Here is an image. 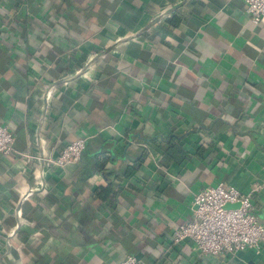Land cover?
I'll use <instances>...</instances> for the list:
<instances>
[{
    "label": "crops",
    "instance_id": "0c3cea01",
    "mask_svg": "<svg viewBox=\"0 0 264 264\" xmlns=\"http://www.w3.org/2000/svg\"><path fill=\"white\" fill-rule=\"evenodd\" d=\"M0 123V264H264L170 242L219 182L259 187L264 225V18L241 0H0ZM78 137L77 163L37 160Z\"/></svg>",
    "mask_w": 264,
    "mask_h": 264
},
{
    "label": "built area",
    "instance_id": "2783aa9c",
    "mask_svg": "<svg viewBox=\"0 0 264 264\" xmlns=\"http://www.w3.org/2000/svg\"><path fill=\"white\" fill-rule=\"evenodd\" d=\"M244 12L252 23L264 18V0H241ZM13 135L7 124L0 123V153L12 151ZM84 148V138L67 143L55 157H38L45 166L63 168L77 163ZM28 157V156H26ZM254 186L242 193L236 188L217 183L194 193L191 218L178 224L171 232L170 242L178 244L190 239L202 254L230 258L238 251H258L264 244V225L259 222L252 201ZM236 203V207H225ZM117 264H139L132 255H125Z\"/></svg>",
    "mask_w": 264,
    "mask_h": 264
},
{
    "label": "trees",
    "instance_id": "16d2710c",
    "mask_svg": "<svg viewBox=\"0 0 264 264\" xmlns=\"http://www.w3.org/2000/svg\"><path fill=\"white\" fill-rule=\"evenodd\" d=\"M177 138H178V136L171 134V135H169V136L165 139V141H169V142H171V141H173V140L176 141ZM171 148H172V150H173L174 152H177V153H181V154H183V152H182L181 149L179 150L178 148L175 147V144H174ZM171 148H170V149H171ZM170 149H167L166 151H169ZM171 156L173 157V155H171ZM99 192H103V190L100 189V190L98 191V193H99Z\"/></svg>",
    "mask_w": 264,
    "mask_h": 264
}]
</instances>
